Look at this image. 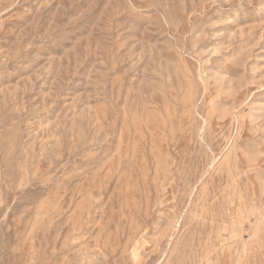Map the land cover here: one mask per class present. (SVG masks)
Listing matches in <instances>:
<instances>
[{"label": "rangeland", "instance_id": "374dc122", "mask_svg": "<svg viewBox=\"0 0 264 264\" xmlns=\"http://www.w3.org/2000/svg\"><path fill=\"white\" fill-rule=\"evenodd\" d=\"M0 264H264V0H0Z\"/></svg>", "mask_w": 264, "mask_h": 264}]
</instances>
